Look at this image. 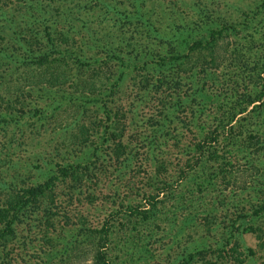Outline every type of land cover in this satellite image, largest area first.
Segmentation results:
<instances>
[{"label": "rangeland", "instance_id": "374dc122", "mask_svg": "<svg viewBox=\"0 0 264 264\" xmlns=\"http://www.w3.org/2000/svg\"><path fill=\"white\" fill-rule=\"evenodd\" d=\"M5 3L18 4L19 11L4 7L0 89L3 84L22 82L21 70L31 71L27 67L33 65L22 62L36 57L31 50L38 45L44 49L48 43L55 57L59 50L51 51L48 30L54 36L60 31L66 34V42L58 45L65 64L53 59L52 66L61 70L64 66L68 79L62 78L55 87L25 86L28 111L19 120L0 123V178L5 182H0V190L43 182L59 174L61 165H73L77 175L74 172L56 185L50 202L54 201L55 226L20 225L8 249H0V264H94L91 238L80 230L101 228L105 221L120 226L119 217L112 218L111 213L122 202L139 204L145 191L164 183L166 193L160 195L164 202L154 218L140 225L130 240L122 232L114 235L111 264H185L190 250L220 244L238 211L248 213L258 200L252 192L258 171L240 161L227 180L209 179L210 175L202 174L203 162L199 163L195 148L218 99L225 95V84L239 71L240 60H228L207 74L196 64L193 72L183 71L182 83L177 85L166 81L159 86L157 80H171L178 67L187 65L131 69L113 94L108 89L92 95L93 85L80 90L69 80L79 74L83 84L89 78L94 84L104 71L107 75L114 71L117 78L125 63L143 55H169L221 23L240 25L238 31H231L235 46L253 36L263 40L264 0H0V6ZM105 44L117 47L122 61H103ZM256 45L249 68L255 60L263 62V41ZM9 98L14 100L16 95ZM101 98L109 101L114 114L120 112V126L125 127L111 139L108 124L114 128L115 122L108 121ZM7 100H1L0 107H8ZM81 122L86 128L78 126ZM118 143L122 146L117 151ZM244 151L240 149L241 155ZM201 182L207 186L202 193ZM210 212L217 216L212 231L200 224ZM238 224L244 227L246 222ZM236 238L243 261L228 257L229 264H264V240L252 233ZM75 239L89 241L74 253ZM234 244L232 240L230 247Z\"/></svg>", "mask_w": 264, "mask_h": 264}, {"label": "trees", "instance_id": "16d2710c", "mask_svg": "<svg viewBox=\"0 0 264 264\" xmlns=\"http://www.w3.org/2000/svg\"><path fill=\"white\" fill-rule=\"evenodd\" d=\"M5 6L17 12L19 11L18 4L9 6V4L5 3L0 6V31H2V27L7 21L5 18L7 15L4 10ZM33 9L35 8L33 7ZM239 26L228 23L217 24L209 28L206 35L195 39L191 43L179 46L169 55L159 53L137 57L134 61L123 65L124 70L117 78H115L114 71L108 75L107 71H104V75L100 79H94V84H92L90 78L86 84H83L79 74L76 78L69 80L72 81L71 84L76 86L77 89L81 88L80 90L90 89L89 87L93 85L94 90L90 92L92 95H97L100 90L108 89L113 91V94L114 91L119 89L124 74L131 69L141 71L151 68V65L165 66L170 64L176 66L179 63L184 66L187 65V67H178L171 80L166 78L157 80L159 86L160 83L163 84L166 81L177 85L182 83L183 73L193 72L194 68L197 67L195 66L196 64H201V71L207 74L208 70L218 69L227 64L228 60L232 61L235 58L240 60L237 62L239 71L229 79V82H225L227 87L225 95L218 99L217 109L213 112L214 116L204 124V135L196 144L195 151L198 154L199 163L203 162L204 170H202V174L205 176L210 175L209 179L216 177L227 180L229 176L234 174L232 170L236 162L240 161H244L245 165L250 169H256L258 172L254 176L253 181L255 183L252 186V192L258 200L251 204L248 213L238 211L237 219L234 220L232 225L228 226L229 235L224 237L220 244L217 242L218 244H215V247L205 245L197 247L196 250H190L189 255L184 259L185 264H229L228 257H234L241 263L243 261L239 257V255L243 254L239 250L241 243L238 238L236 240L233 238L239 237L241 234L252 233L259 239L264 240V57L262 58V65L255 60L253 61V66L249 68V56H252L256 42L263 41L264 49V39L262 40L261 37L257 40L253 36L247 42L235 46L231 40V31L234 29L238 31ZM246 29L249 30V25ZM47 35L49 36V43L51 41V51H54V47L59 50L58 53L56 52L55 57L52 58L54 54L48 50V43L44 44L46 46L44 49H40L38 45L37 48L31 50L36 53L34 54L36 57L29 56L24 63L22 62V64H33L31 67H27L31 71L26 70V67H24L19 76V81L22 78L20 84L15 82L13 85H8L6 83L7 85L3 84L0 89V102L8 99V107H0V110H4V112L0 111V123L19 120L18 117H22L28 111L26 110L27 104L23 100L25 98V86L45 85L47 87L48 85L49 87H55L62 78L68 79L67 74L65 76L64 66L62 70L60 66H52L53 59H55L54 62L65 64L66 57L63 53L59 54L61 53V47L58 45L62 41L66 42V34L60 31L58 35L54 36L55 34L53 35L52 30H48ZM3 39L2 42L4 44L6 40L4 37ZM117 50V47L105 44L102 47L103 61L107 64L109 61H116L117 63L120 60L122 61L116 53ZM24 82L25 84L22 85ZM173 89L176 91V87H173ZM103 93L101 92V95ZM13 94L16 95V98L11 100L9 97ZM100 100L108 121L112 122L114 120L115 122L114 128H112V123L108 124L110 129L107 132H109V139H111V137L117 135V130L122 132L125 127L120 126L121 119L118 118L120 112L118 113L117 111L114 114L109 101L105 98ZM81 123L78 126L82 129L86 128V125ZM73 136L80 138V134H73ZM121 146V143L115 146L117 151ZM242 148L245 150L244 155L240 153ZM249 153L253 155L249 156ZM211 167L214 168V171ZM73 168H75L73 165H69V167L61 165L59 174H53L43 182H29L26 185L16 184V186L9 185V187H5V190H0V249H8L10 243L16 238L17 228L22 224H27L34 228L38 225L55 226L54 201L50 202L53 200L58 181L63 178H70L72 173L76 172ZM0 182L5 184L1 178ZM166 187V183H164L163 186L155 188L153 191H145L139 204L122 202L111 213L112 218L119 217L120 226L105 221L101 228L95 226L90 228V231L80 230L91 238L90 246L94 264L112 263L113 249L110 243L114 240V235L122 232L128 240L131 237H135L140 225L150 222L159 209L160 203L164 202L160 195L166 193ZM206 187V182H201L198 185V191L202 193L206 190ZM34 214H36V217H31ZM28 218L33 220H27ZM216 218L217 216L214 212H210L206 216L205 221L200 224L206 230L212 231ZM239 221H245L246 225L243 227V225L238 224L237 226ZM198 226L201 227L200 225ZM232 240L235 244L230 247ZM47 241L48 243L51 241L50 237H48ZM74 241L72 246L74 253H76L75 251L79 252L82 250L85 247L84 243L89 240L75 239ZM198 255L199 257L197 258ZM209 256L215 257L216 260H210Z\"/></svg>", "mask_w": 264, "mask_h": 264}]
</instances>
